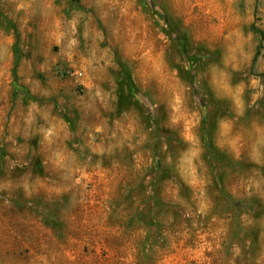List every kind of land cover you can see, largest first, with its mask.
<instances>
[{
    "label": "rangeland",
    "instance_id": "obj_1",
    "mask_svg": "<svg viewBox=\"0 0 264 264\" xmlns=\"http://www.w3.org/2000/svg\"><path fill=\"white\" fill-rule=\"evenodd\" d=\"M253 28L264 0H0V264H264Z\"/></svg>",
    "mask_w": 264,
    "mask_h": 264
},
{
    "label": "trees",
    "instance_id": "obj_2",
    "mask_svg": "<svg viewBox=\"0 0 264 264\" xmlns=\"http://www.w3.org/2000/svg\"><path fill=\"white\" fill-rule=\"evenodd\" d=\"M254 31H256V33H258L261 37V40L263 41L264 40V33L263 32H260L259 30H257L256 28H253ZM261 49V43H260V46H258V49H257V52H256V55L254 56V59H253V62H255V60L257 59L258 55H259V51ZM15 55H16V60H15V64H17V51H15Z\"/></svg>",
    "mask_w": 264,
    "mask_h": 264
}]
</instances>
